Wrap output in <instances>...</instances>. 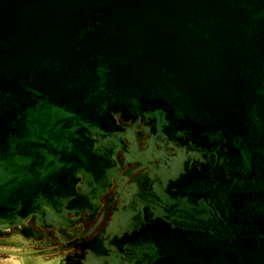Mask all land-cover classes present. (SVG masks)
Returning a JSON list of instances; mask_svg holds the SVG:
<instances>
[{
    "label": "water",
    "instance_id": "95a60500",
    "mask_svg": "<svg viewBox=\"0 0 264 264\" xmlns=\"http://www.w3.org/2000/svg\"><path fill=\"white\" fill-rule=\"evenodd\" d=\"M120 151L88 264H264V0H0V235L90 212Z\"/></svg>",
    "mask_w": 264,
    "mask_h": 264
},
{
    "label": "flooded vegetation",
    "instance_id": "af4514ba",
    "mask_svg": "<svg viewBox=\"0 0 264 264\" xmlns=\"http://www.w3.org/2000/svg\"><path fill=\"white\" fill-rule=\"evenodd\" d=\"M120 127L127 147L133 148L136 145L138 151L146 148L148 136L141 122L137 126L120 122ZM116 163L115 170L121 176L119 183L113 179L112 187L95 201L90 212L72 214L68 216L65 226L54 229L41 228L29 220L19 227L11 228L7 234L0 235V244L19 248L12 252L25 254L19 257H23L27 264L49 261L56 264L90 263L119 203L120 192L144 171L140 164H128L122 151L116 157Z\"/></svg>",
    "mask_w": 264,
    "mask_h": 264
},
{
    "label": "rangeland",
    "instance_id": "374dc122",
    "mask_svg": "<svg viewBox=\"0 0 264 264\" xmlns=\"http://www.w3.org/2000/svg\"><path fill=\"white\" fill-rule=\"evenodd\" d=\"M18 250L19 248L14 246L0 244V264H11V262H18L21 264L23 262V258L11 253L12 251Z\"/></svg>",
    "mask_w": 264,
    "mask_h": 264
},
{
    "label": "bare ground",
    "instance_id": "6f19581e",
    "mask_svg": "<svg viewBox=\"0 0 264 264\" xmlns=\"http://www.w3.org/2000/svg\"><path fill=\"white\" fill-rule=\"evenodd\" d=\"M23 258V257H21ZM30 260V259H29ZM22 261V260H21ZM11 264H19L18 262H11ZM21 264H27L25 259L23 258V262ZM39 264H44V263H39ZM46 264V263H45Z\"/></svg>",
    "mask_w": 264,
    "mask_h": 264
}]
</instances>
